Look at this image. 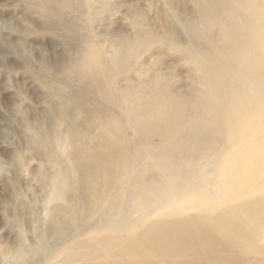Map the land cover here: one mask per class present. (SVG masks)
<instances>
[{"label":"rangeland","instance_id":"rangeland-1","mask_svg":"<svg viewBox=\"0 0 264 264\" xmlns=\"http://www.w3.org/2000/svg\"><path fill=\"white\" fill-rule=\"evenodd\" d=\"M226 2L217 24L209 28L203 10L213 0H0V264H71L80 258L87 264H171L147 244L149 227L217 218L228 207L223 202L216 211L198 210L177 198L171 201L176 161L158 163L125 113L141 97L151 98L160 83L169 94L203 95L200 61L214 63L211 49L226 44L225 32L232 28L228 9L235 0ZM253 2L256 9H240L235 18L239 27L246 28L255 11L264 9V0ZM125 49L129 56L118 62ZM256 54L264 58V49ZM98 59L101 65H96ZM93 67L101 71L107 95L90 78L78 81ZM77 106L121 120L118 137L131 154L122 173L129 178L126 195L105 194L100 186L95 194V187L93 194L87 193L89 204L71 205L53 197L58 166L32 142L39 129L54 142L55 159L71 166L67 125L57 111L75 114V126L86 127ZM212 144L217 156L207 160L199 151L196 163L184 167L197 174L195 184L202 192L221 198L217 164L231 155L232 141L219 134ZM138 176L159 177L171 199L163 203L153 191L141 189ZM112 195L125 197L113 209L107 203ZM243 201L264 207V190L252 191ZM54 207L71 216L66 238L55 243L49 236ZM213 235L222 249H231L238 264H264V245L254 238L244 247L231 245L229 237L241 239V233L229 222ZM18 247L27 252L25 261L18 260ZM178 256L181 260L184 254Z\"/></svg>","mask_w":264,"mask_h":264},{"label":"bare ground","instance_id":"bare-ground-1","mask_svg":"<svg viewBox=\"0 0 264 264\" xmlns=\"http://www.w3.org/2000/svg\"><path fill=\"white\" fill-rule=\"evenodd\" d=\"M253 1L235 0V5L228 9L233 18L230 20L231 31L225 32L226 44L211 49L214 63L200 61L203 95L169 94L166 86L160 83L151 98L141 97L138 105L125 110L127 119L138 125L140 138L153 148L151 156L158 163L168 159L177 164L170 175L173 180L170 189L175 194L172 199L159 177H136L141 189L153 191L163 203L177 198L181 204L186 202L198 210L216 211L223 202L228 204L217 218L205 217L206 220L195 223L173 221L170 228L169 223L149 227L145 233L147 244L156 255L171 259V264H238L231 249H222L213 235L215 231L223 230L226 222L241 233V239L237 235L229 237L235 244L231 243L232 246L244 247L252 238L264 245V207L259 208L258 202L243 201L252 191L264 190V58L256 54V50L264 49V9L255 11L247 20L246 28L239 27L235 21L240 16V9H256ZM227 4L226 0H213L204 8L209 28L217 24L219 11ZM128 56L129 51L125 49L118 62L123 63ZM97 63L101 65L103 62L98 59ZM240 69H243L241 73ZM84 73L80 74L78 81L90 78L93 86L107 95L100 81L103 79L101 71L93 67ZM77 108L79 115L88 122L86 127L75 126V114L65 109L57 111L67 125L65 142L72 147L69 156L74 158L71 166L55 159L54 142L48 141L39 129L32 142L58 166L53 197L71 205L89 204L87 193L93 194L95 187V194L100 186L105 194L123 191L126 195L129 178L122 173L131 154L129 147L123 146L125 139L118 137L121 120L116 116L110 120L104 113L95 115L84 106ZM96 131L98 134L94 135ZM219 134L232 141L231 155L217 164L221 170V198L202 192L195 184L197 174L184 167L198 159L199 151L207 160L217 156L218 148L212 142ZM56 136L61 139V135ZM160 148L166 151L158 153ZM124 198L117 199L112 195L107 203L113 209L120 206ZM52 216L49 236L52 242H56L66 238L69 230L65 225L71 216L63 215L60 207L52 209ZM47 246L50 252L51 245ZM15 250L18 260L25 261L27 252L21 247ZM180 253L184 254L181 260ZM82 260H78L80 263L73 260L71 264H87Z\"/></svg>","mask_w":264,"mask_h":264}]
</instances>
